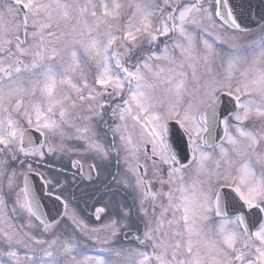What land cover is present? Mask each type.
<instances>
[{
	"label": "snow or ice",
	"instance_id": "1",
	"mask_svg": "<svg viewBox=\"0 0 264 264\" xmlns=\"http://www.w3.org/2000/svg\"><path fill=\"white\" fill-rule=\"evenodd\" d=\"M0 264H264V0H0Z\"/></svg>",
	"mask_w": 264,
	"mask_h": 264
}]
</instances>
